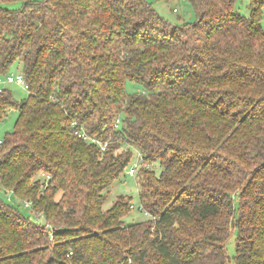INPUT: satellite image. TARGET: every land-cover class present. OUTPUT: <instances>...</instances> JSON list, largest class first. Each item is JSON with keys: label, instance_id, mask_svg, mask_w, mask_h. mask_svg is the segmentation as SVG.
<instances>
[{"label": "trees", "instance_id": "1", "mask_svg": "<svg viewBox=\"0 0 264 264\" xmlns=\"http://www.w3.org/2000/svg\"><path fill=\"white\" fill-rule=\"evenodd\" d=\"M188 1L192 23L147 0H0V76L18 62L28 92L0 90V188L42 215L0 196V264H264V0ZM132 148L149 217L127 223L129 199L103 203Z\"/></svg>", "mask_w": 264, "mask_h": 264}, {"label": "rangeland", "instance_id": "2", "mask_svg": "<svg viewBox=\"0 0 264 264\" xmlns=\"http://www.w3.org/2000/svg\"><path fill=\"white\" fill-rule=\"evenodd\" d=\"M152 4V6L156 9V11L161 15L166 21L170 23H179L182 21L186 22H193L196 18L195 11L193 9V6L188 0H147ZM249 0H243V2L240 5V11L244 14L247 13V4ZM10 8H17L21 5L20 2H12L9 4H6ZM174 9V10H172ZM20 71V65L18 62H14L10 65L8 72L17 73ZM6 73V74H7ZM6 74L1 75L2 81L0 82V88H6L9 89L13 95V97L17 100L25 97L27 95V89L23 86L15 83V82H6L4 81V78ZM139 89V85L132 81H126L125 82V90L127 92H134L136 89ZM17 117V110L10 109L5 117L0 119V138L2 139L6 132L10 131L15 123V119ZM132 159L130 160L127 167L117 176V178L111 183V185L104 191V194L106 195L105 201L103 203V208H109L111 204L119 198V196L122 199H129V203L133 204V208L129 209V212L124 216L125 222H133V221H139L142 219H145L148 216V214H145V212L139 208L140 202H139V184L137 182L136 174H128L127 170L132 165L133 162L137 161V155L138 151L135 149H131ZM143 163V162H142ZM138 161V170L140 168V165H143ZM151 167L154 168L156 173H159L160 170V164L159 162H154L153 164H150ZM58 195H56L57 197ZM15 199L12 198L11 202H14ZM18 210L24 214V215H30L31 216V209L28 206H25L24 204H19L17 206ZM226 250L227 254L229 256L233 255L234 253V234L230 236V238L227 241L226 244Z\"/></svg>", "mask_w": 264, "mask_h": 264}, {"label": "built area", "instance_id": "3", "mask_svg": "<svg viewBox=\"0 0 264 264\" xmlns=\"http://www.w3.org/2000/svg\"><path fill=\"white\" fill-rule=\"evenodd\" d=\"M1 81H2V79L0 77V82ZM4 81H6V82H15L17 84H21L23 82V77H22V74L20 72H17V73L10 72V73H8L6 75ZM0 90H1V88H0ZM75 132L79 136H81L83 138H86V139H90L91 138V140H94L92 137H89L88 135H86L83 131H80L79 130V132L78 131H75ZM1 141H2V139L0 138V142ZM99 144H100V149L103 150L104 147H105V142H102V143L100 142ZM138 161H140V163H142L143 160H142L141 155H138L137 156V161L136 162H133L132 165L129 167L128 174H134L135 175L137 166L139 165L138 164ZM39 176L45 177L44 184H46L47 183L48 176L46 174H44V173H41ZM0 196H3L6 200H9V201H11L12 198H14L15 200L16 199L17 200H20V204H24L25 206H28L31 209V211L33 212V209L31 207V201L30 200H26V199H18V198H16L14 196V194H13V191L10 188H0ZM129 208L130 209L133 208V204L132 203L129 204ZM139 208L142 209V206L140 205ZM34 214H35V216L37 218L42 217V215L40 213H38V212H35ZM226 264H230V263L227 262Z\"/></svg>", "mask_w": 264, "mask_h": 264}, {"label": "crops", "instance_id": "4", "mask_svg": "<svg viewBox=\"0 0 264 264\" xmlns=\"http://www.w3.org/2000/svg\"><path fill=\"white\" fill-rule=\"evenodd\" d=\"M146 214V213H145Z\"/></svg>", "mask_w": 264, "mask_h": 264}]
</instances>
